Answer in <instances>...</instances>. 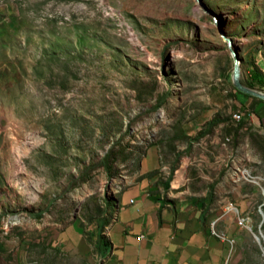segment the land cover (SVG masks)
I'll list each match as a JSON object with an SVG mask.
<instances>
[{
    "label": "rangeland",
    "instance_id": "374dc122",
    "mask_svg": "<svg viewBox=\"0 0 264 264\" xmlns=\"http://www.w3.org/2000/svg\"><path fill=\"white\" fill-rule=\"evenodd\" d=\"M222 32L264 47V0H0V264H100L90 213L153 149L165 175L180 153L226 264H264V137L228 120L173 140L231 88Z\"/></svg>",
    "mask_w": 264,
    "mask_h": 264
},
{
    "label": "crops",
    "instance_id": "0c3cea01",
    "mask_svg": "<svg viewBox=\"0 0 264 264\" xmlns=\"http://www.w3.org/2000/svg\"><path fill=\"white\" fill-rule=\"evenodd\" d=\"M244 54L247 57L240 55L241 82L246 86L247 81H252L258 88L259 82L252 77L264 74V47L259 44ZM259 99L236 95L233 85L229 90L215 88L207 117L201 121L198 115L189 121L185 134L194 135L213 117L221 119L217 125L231 121V113L241 111V120L250 122L248 130L252 135L264 137V103ZM228 100L233 108L221 107ZM244 147L250 156L263 152L254 138ZM140 168L139 175L155 169L159 172L138 177L116 195L113 219L104 230L100 264H226L228 245L212 232L201 199L189 195L184 163L178 164L169 179V173L164 172L166 165L153 149L141 159ZM164 181L169 182V188L162 186Z\"/></svg>",
    "mask_w": 264,
    "mask_h": 264
},
{
    "label": "trees",
    "instance_id": "16d2710c",
    "mask_svg": "<svg viewBox=\"0 0 264 264\" xmlns=\"http://www.w3.org/2000/svg\"><path fill=\"white\" fill-rule=\"evenodd\" d=\"M252 78L256 79V81L259 82L258 84L259 87L257 89H262L264 91V74L259 73V78H257L256 76H253ZM246 86L250 88H255V84L252 81H247ZM233 89L235 90L236 95L239 93L244 96H250L249 94L236 89L234 86H233ZM259 101L261 103H264L263 99H259ZM242 106H243V103L241 102V108ZM220 120L221 119L218 117L211 118L210 120L206 121L201 127V129H199L192 136H189L183 133L182 131L175 132L173 140L181 139V138L187 139L188 146H190L192 142H194L195 140H198L205 134L211 133L213 128L218 124V122H220ZM242 121L243 120H240L239 122H242ZM179 155H180L179 152L175 155L174 162L169 168V174H168L169 179L172 177L173 171L178 166L177 158L179 157ZM158 172H159L158 169L151 170V171H148L140 175L139 178L143 176L150 177V176L156 175ZM162 186L165 189L169 188V182L167 181L162 182ZM105 198H106L105 206L102 209L98 207L90 213L91 220L94 221L96 230H97V237L94 242V247L98 253H102L103 251L102 245H103V240L105 238L104 237L105 226H107L111 222V218H112L113 212L115 211V204H116V199L114 197L110 195H106ZM0 247H1V244H0Z\"/></svg>",
    "mask_w": 264,
    "mask_h": 264
},
{
    "label": "water",
    "instance_id": "95a60500",
    "mask_svg": "<svg viewBox=\"0 0 264 264\" xmlns=\"http://www.w3.org/2000/svg\"><path fill=\"white\" fill-rule=\"evenodd\" d=\"M224 41L226 42V45L232 55L233 58V67H232V73H231V81L232 85L247 94L254 95L256 97H259L264 100V92L258 91L257 89L250 88L245 86L240 79V63H241V56L239 54V48L235 46L233 39L228 36L226 33H221Z\"/></svg>",
    "mask_w": 264,
    "mask_h": 264
},
{
    "label": "built area",
    "instance_id": "2783aa9c",
    "mask_svg": "<svg viewBox=\"0 0 264 264\" xmlns=\"http://www.w3.org/2000/svg\"><path fill=\"white\" fill-rule=\"evenodd\" d=\"M255 89H257V88H255ZM257 90L258 91H261V92H264L262 89H257ZM231 119L235 123H238L242 119V113H241V111H234V112H232L231 113ZM237 170L241 172V171H245L246 169L238 168ZM211 230H212V232L216 236H218L223 242H225L228 245V250L230 252L231 249L233 248V245H234V239L229 238V237H226V235H224V234H217V233H215V231L213 230V223L211 224ZM137 238L139 239L140 236L137 237Z\"/></svg>",
    "mask_w": 264,
    "mask_h": 264
}]
</instances>
